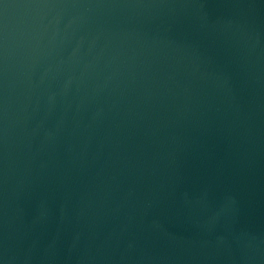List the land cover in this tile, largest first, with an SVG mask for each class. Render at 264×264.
<instances>
[{
    "label": "water",
    "instance_id": "water-1",
    "mask_svg": "<svg viewBox=\"0 0 264 264\" xmlns=\"http://www.w3.org/2000/svg\"><path fill=\"white\" fill-rule=\"evenodd\" d=\"M0 264H264V0H0Z\"/></svg>",
    "mask_w": 264,
    "mask_h": 264
}]
</instances>
